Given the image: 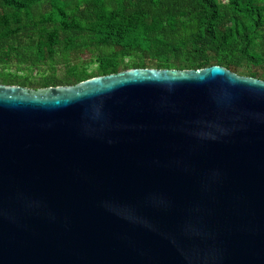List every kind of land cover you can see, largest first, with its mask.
<instances>
[{
    "label": "water",
    "instance_id": "95a60500",
    "mask_svg": "<svg viewBox=\"0 0 264 264\" xmlns=\"http://www.w3.org/2000/svg\"><path fill=\"white\" fill-rule=\"evenodd\" d=\"M0 264H264V80L0 83Z\"/></svg>",
    "mask_w": 264,
    "mask_h": 264
},
{
    "label": "trees",
    "instance_id": "16d2710c",
    "mask_svg": "<svg viewBox=\"0 0 264 264\" xmlns=\"http://www.w3.org/2000/svg\"><path fill=\"white\" fill-rule=\"evenodd\" d=\"M212 64L264 80V0H0L3 84Z\"/></svg>",
    "mask_w": 264,
    "mask_h": 264
},
{
    "label": "rangeland",
    "instance_id": "374dc122",
    "mask_svg": "<svg viewBox=\"0 0 264 264\" xmlns=\"http://www.w3.org/2000/svg\"><path fill=\"white\" fill-rule=\"evenodd\" d=\"M84 60H87V58L84 57ZM94 67H95V64H93V63L89 65V68H90V69H93Z\"/></svg>",
    "mask_w": 264,
    "mask_h": 264
}]
</instances>
